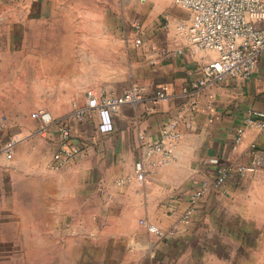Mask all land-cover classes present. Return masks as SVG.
<instances>
[{"label":"crops","instance_id":"0c3cea01","mask_svg":"<svg viewBox=\"0 0 264 264\" xmlns=\"http://www.w3.org/2000/svg\"><path fill=\"white\" fill-rule=\"evenodd\" d=\"M118 1L0 0V145L16 139L12 158L0 153V264H264V132L245 124L264 109V52L251 78L217 82L192 104L183 90L217 53L185 47L178 23L189 15L174 0H149L168 25H144L142 46L134 31L122 43L106 8ZM163 47L184 50L165 57ZM134 82L144 98L121 107L114 131L99 132L97 118L77 124L84 152L52 166L60 131L37 133L33 111L67 118L88 89ZM159 89L167 98L154 101ZM169 121L181 131L174 157L155 151L142 179L137 162ZM241 164L255 170L211 188L186 228L161 236L141 222L170 232L202 181Z\"/></svg>","mask_w":264,"mask_h":264},{"label":"built area","instance_id":"2783aa9c","mask_svg":"<svg viewBox=\"0 0 264 264\" xmlns=\"http://www.w3.org/2000/svg\"><path fill=\"white\" fill-rule=\"evenodd\" d=\"M176 6L187 12L189 16L178 23V32L183 36L192 53L215 51L217 56L205 61L198 67V77L191 81L183 90L184 94L196 102L197 95L217 82L227 78H251L258 69L261 54L264 52V0H174ZM134 43L144 44V27L141 19L132 22ZM152 50H157L152 46ZM184 49H168L161 52L165 57H173ZM144 98V89L139 83H132L123 92L94 89L87 90L84 104L75 103L71 116L55 117L48 109L40 108L32 115L39 121L37 133L47 135L52 126H57L62 137L60 148L54 153L55 168L64 167L84 152V147L75 142L74 129L77 124L92 122L97 118L99 132L112 133L115 128V116L126 103H134ZM164 90L156 91L154 101L166 99ZM245 124L264 132V109H250L245 117ZM244 128L237 129L236 143L241 141ZM144 138V135H141ZM181 138L178 121H169L161 129V138L150 144L146 156H141L137 162L136 171L142 179H146V159L155 151H161L164 162L174 157V149ZM16 139L0 145V153L4 152L12 158ZM256 143L253 144L255 148ZM255 170V165L241 164L235 169L224 167L219 169L215 178L206 179L192 193L188 207L170 232L158 225L142 219L141 222L161 236L178 231L189 226L201 201V198L211 189L222 190L227 180L233 175L245 176L248 171Z\"/></svg>","mask_w":264,"mask_h":264},{"label":"rangeland","instance_id":"374dc122","mask_svg":"<svg viewBox=\"0 0 264 264\" xmlns=\"http://www.w3.org/2000/svg\"><path fill=\"white\" fill-rule=\"evenodd\" d=\"M106 8H109L108 11L112 16L111 21H114V30L116 32H120V38H122V43L124 38L127 39L128 32H132L134 29L132 26V22H134L138 18L141 19L143 27L144 25L147 26V24L155 26L159 22H163L165 23V25L167 24V18H164L161 15L157 16V14L156 16L152 15V11H158V9L156 8V4L153 1L147 0L146 2L145 0H119L116 3L106 2ZM141 8L147 10L145 16L141 14ZM125 62V60H122V70H126ZM119 84L123 85L124 81Z\"/></svg>","mask_w":264,"mask_h":264}]
</instances>
